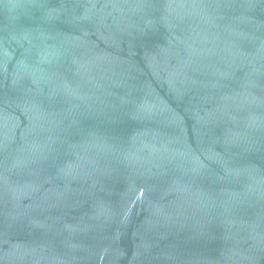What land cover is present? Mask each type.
<instances>
[{
  "label": "water",
  "instance_id": "obj_1",
  "mask_svg": "<svg viewBox=\"0 0 264 264\" xmlns=\"http://www.w3.org/2000/svg\"><path fill=\"white\" fill-rule=\"evenodd\" d=\"M0 264H264V0H0Z\"/></svg>",
  "mask_w": 264,
  "mask_h": 264
}]
</instances>
